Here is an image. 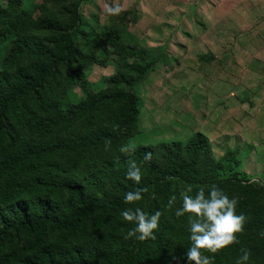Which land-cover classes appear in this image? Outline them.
Returning <instances> with one entry per match:
<instances>
[{"label": "trees", "instance_id": "trees-1", "mask_svg": "<svg viewBox=\"0 0 264 264\" xmlns=\"http://www.w3.org/2000/svg\"><path fill=\"white\" fill-rule=\"evenodd\" d=\"M20 5L0 4V264H188L187 214L177 218L174 208L182 189L213 184L239 197L247 221L237 243L204 254L215 255L213 264H237L247 248L246 264H264V187L237 173L221 177L201 133L185 144L121 153L138 127L135 78L115 74L111 89L70 101L66 90L82 83L96 48L79 52L66 26ZM79 23L76 4L69 27ZM115 38L108 42L116 47ZM125 46H117L115 61L141 75L148 67L125 62ZM133 160L143 172L139 184L126 176ZM137 188L146 189L144 199L126 204L123 197ZM136 206L163 212L155 239H125L135 225L121 212Z\"/></svg>", "mask_w": 264, "mask_h": 264}, {"label": "rangeland", "instance_id": "rangeland-1", "mask_svg": "<svg viewBox=\"0 0 264 264\" xmlns=\"http://www.w3.org/2000/svg\"><path fill=\"white\" fill-rule=\"evenodd\" d=\"M112 2L20 0L19 10L73 32L79 52L96 48L68 99L109 90L108 78L124 73L136 80L139 118L122 145L185 144L201 133L221 177L237 173L264 187V0H119L124 11L108 15ZM76 4L80 23L70 28ZM109 37L126 45L125 62L148 69L126 73Z\"/></svg>", "mask_w": 264, "mask_h": 264}, {"label": "clouds", "instance_id": "clouds-1", "mask_svg": "<svg viewBox=\"0 0 264 264\" xmlns=\"http://www.w3.org/2000/svg\"><path fill=\"white\" fill-rule=\"evenodd\" d=\"M108 15H119L124 11L119 0L104 5ZM136 145L132 143L120 146V152L129 154L135 151ZM151 153L145 156L146 160H151ZM128 179L139 184L143 177L141 167L136 161H130L126 173ZM144 188H137L136 191H128L123 197L126 204H133L144 199ZM181 204L175 207L177 195L174 193L168 199V209L174 208L177 218L187 214L190 246L185 253L188 264H213L215 255H206L203 250L216 254L221 249L237 243L239 232L244 230L247 216L244 212H238L239 197L230 196L222 187L213 184L210 186H200L197 190L189 185L179 193ZM121 215L124 220L133 222L125 239L146 241L149 238H156V231L160 228L161 216L163 212L157 209L155 212H146L143 208L136 206L122 210ZM264 235V233H261ZM242 255L238 258L237 264H246L250 261L252 253L250 249L242 248Z\"/></svg>", "mask_w": 264, "mask_h": 264}]
</instances>
